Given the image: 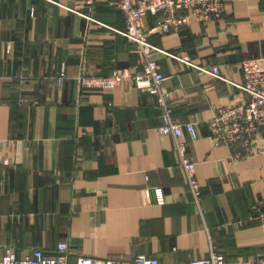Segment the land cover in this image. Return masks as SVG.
I'll list each match as a JSON object with an SVG mask.
<instances>
[{"label": "crops", "instance_id": "crops-1", "mask_svg": "<svg viewBox=\"0 0 264 264\" xmlns=\"http://www.w3.org/2000/svg\"><path fill=\"white\" fill-rule=\"evenodd\" d=\"M114 0H0V244L18 255L36 247L129 260L156 256L162 264L207 257L228 264L264 256V155L230 160L209 120L222 105L248 95L242 61L264 56V0H227L216 21L192 19L181 30L145 20L154 44L198 66L156 51L163 87L181 122L202 181L197 202L180 164L175 137L161 134L155 94L133 81L81 90L84 70L109 74L140 54ZM85 63H84V62ZM218 66L220 77L202 67Z\"/></svg>", "mask_w": 264, "mask_h": 264}, {"label": "built area", "instance_id": "built-area-1", "mask_svg": "<svg viewBox=\"0 0 264 264\" xmlns=\"http://www.w3.org/2000/svg\"><path fill=\"white\" fill-rule=\"evenodd\" d=\"M89 3L95 0H87ZM123 12L126 26L117 29L128 37L134 50L140 54L136 63L126 67H115L109 74L90 73L83 70L79 76L81 90H107L128 82H135L142 90H148L157 97L162 108L163 122L159 126L161 134L175 137L176 150L190 189L197 202L201 199L202 181L197 175V162L188 155V146L183 136L189 133L191 139H197L200 131L196 121L181 122L173 115L172 103L163 87L166 79L162 64L155 57L156 51L197 67L188 56H181L151 42L146 31L145 20L148 14H160L157 29L163 33L177 32L192 19L204 22L216 21L224 15L227 0H114ZM84 62V61H83ZM85 63V62H84ZM220 77L218 66L202 67ZM244 81L237 85L248 95L246 99L220 106L209 120L210 133L217 144H227L234 148L230 160L239 161L255 155H264V56L246 58L242 61ZM264 224V208L251 215ZM73 252L67 241H60L53 252L41 247L29 253L18 255L13 246L0 244V264H70L69 256ZM76 264H162L156 256L138 254L129 260L99 258L80 254ZM183 264H228L226 255L216 251L213 246L207 257L193 258ZM247 264H264V256L249 260Z\"/></svg>", "mask_w": 264, "mask_h": 264}]
</instances>
